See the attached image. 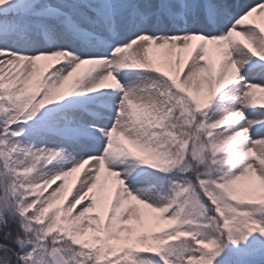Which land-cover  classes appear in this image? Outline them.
<instances>
[{"label":"snow or ice","instance_id":"snow-or-ice-1","mask_svg":"<svg viewBox=\"0 0 264 264\" xmlns=\"http://www.w3.org/2000/svg\"><path fill=\"white\" fill-rule=\"evenodd\" d=\"M0 264H264V0H0Z\"/></svg>","mask_w":264,"mask_h":264},{"label":"rangeland","instance_id":"rangeland-1","mask_svg":"<svg viewBox=\"0 0 264 264\" xmlns=\"http://www.w3.org/2000/svg\"><path fill=\"white\" fill-rule=\"evenodd\" d=\"M72 179H73V178H70V179H69V183H70V184H71V182H72Z\"/></svg>","mask_w":264,"mask_h":264}]
</instances>
